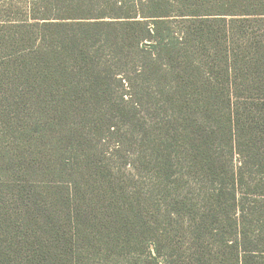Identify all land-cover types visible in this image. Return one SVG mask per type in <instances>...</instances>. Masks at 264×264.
Returning <instances> with one entry per match:
<instances>
[{
	"label": "trees",
	"instance_id": "obj_1",
	"mask_svg": "<svg viewBox=\"0 0 264 264\" xmlns=\"http://www.w3.org/2000/svg\"><path fill=\"white\" fill-rule=\"evenodd\" d=\"M32 2L0 25V264H264V0Z\"/></svg>",
	"mask_w": 264,
	"mask_h": 264
},
{
	"label": "rangeland",
	"instance_id": "obj_2",
	"mask_svg": "<svg viewBox=\"0 0 264 264\" xmlns=\"http://www.w3.org/2000/svg\"><path fill=\"white\" fill-rule=\"evenodd\" d=\"M216 1H220V0H216ZM32 3H33L32 0H0V25L7 29L5 33L11 36H13V34L17 35L19 33V29L16 27H19L20 24H24V23L32 24L34 22L32 19L33 17ZM54 13H58V12H54ZM240 21L235 23L234 25L235 28L234 30L232 29L234 33H231V36H233V34L236 35L241 32L243 34L247 32L253 33L257 31L256 28L260 25L258 23L248 22L249 20H247V22H240ZM227 24H230V18L227 19ZM261 26H264V22L263 24H261ZM27 31L30 32L29 36L24 37L21 34L19 35L18 41L16 42L17 48L25 47L30 49L35 45L34 41H37L36 45H41V34L38 32V30L36 28H29L27 29ZM237 38L238 37L236 35L235 39ZM22 42L24 43L22 44ZM8 45L11 44H7V46ZM260 101L264 102V96H261L258 100H256V104L259 103ZM251 117L255 119H259L258 111L256 110L255 112H253L251 114ZM103 144L105 145V146L103 145L104 146L103 149L106 152V155L103 157L106 160L114 159L112 160L113 165L111 166L113 168L116 165V163H118V166L119 163H123L122 169H120L118 173L126 175V176H122L124 180H129V182H127L126 185L128 186V188L132 187L133 192L135 193V195H137L140 198L141 201H147L149 197L148 190L138 180V175L141 173V169H140L141 163L136 162L135 157L127 155L126 150H123L121 152V154L126 155L125 157L117 158V159L112 157V151H115L118 147L117 146L118 138L115 139L107 138L106 141L103 142ZM130 149L131 148L129 147L127 148L128 154ZM240 161H241V157L238 154H236L234 161L236 166L237 165L239 166ZM43 181H50V180L46 178V180L44 179ZM136 182L138 183L139 186H136L137 185L135 184Z\"/></svg>",
	"mask_w": 264,
	"mask_h": 264
}]
</instances>
